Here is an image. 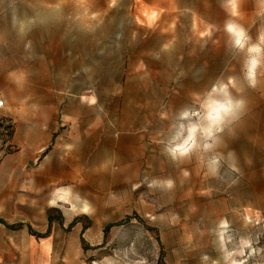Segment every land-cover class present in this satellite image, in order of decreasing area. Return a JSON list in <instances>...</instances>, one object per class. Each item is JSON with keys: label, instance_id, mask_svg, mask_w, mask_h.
I'll list each match as a JSON object with an SVG mask.
<instances>
[{"label": "rangeland", "instance_id": "1", "mask_svg": "<svg viewBox=\"0 0 264 264\" xmlns=\"http://www.w3.org/2000/svg\"><path fill=\"white\" fill-rule=\"evenodd\" d=\"M145 2L154 29L136 0H0V264H264V76L243 80L222 0ZM240 11L255 42L256 0ZM229 76L245 107L218 176L173 162L176 114Z\"/></svg>", "mask_w": 264, "mask_h": 264}, {"label": "clouds", "instance_id": "2", "mask_svg": "<svg viewBox=\"0 0 264 264\" xmlns=\"http://www.w3.org/2000/svg\"><path fill=\"white\" fill-rule=\"evenodd\" d=\"M84 0H81L83 3ZM120 0H107L108 9L115 8ZM139 5L138 14L135 21L142 27L154 29L166 9L155 4H148L145 0H136ZM242 0H222V7L227 12L230 19L225 22L224 31L228 34L229 44L231 48L244 54L242 64V76L247 86L256 88L260 82L258 77L264 76V26L261 27L259 35L255 42L249 35L248 30L236 21L241 16L240 5ZM257 11L256 16L264 17V0H256ZM87 11V9L85 10ZM101 16L100 12L91 14L92 19ZM102 23V20L100 21ZM176 22L173 21L169 28L175 29ZM209 30L201 34L210 35ZM164 49L169 48L165 44ZM244 91L236 76H229L227 80L218 78L216 83L204 93H193V105L197 107H184L176 114V122L170 127L171 135L165 142L164 153L170 159L177 163H183L190 160L193 155L207 169L206 175L216 177L224 161V156L216 151L221 144V133L224 132L230 124L239 119L245 107V100L233 95ZM162 118L167 119V113L162 114ZM230 164L234 168V160L232 154L229 153ZM183 176L188 177L187 170L183 171ZM153 187L158 186L164 189L174 187V181L171 178L163 180H154ZM87 212V207L84 208ZM222 228H227V224H222ZM111 264H115L112 261ZM129 264H148L144 258L130 261ZM233 264H238L234 261Z\"/></svg>", "mask_w": 264, "mask_h": 264}, {"label": "built area", "instance_id": "3", "mask_svg": "<svg viewBox=\"0 0 264 264\" xmlns=\"http://www.w3.org/2000/svg\"><path fill=\"white\" fill-rule=\"evenodd\" d=\"M2 105H3V104L0 102V107H2Z\"/></svg>", "mask_w": 264, "mask_h": 264}, {"label": "trees", "instance_id": "4", "mask_svg": "<svg viewBox=\"0 0 264 264\" xmlns=\"http://www.w3.org/2000/svg\"><path fill=\"white\" fill-rule=\"evenodd\" d=\"M51 221V219H49Z\"/></svg>", "mask_w": 264, "mask_h": 264}]
</instances>
